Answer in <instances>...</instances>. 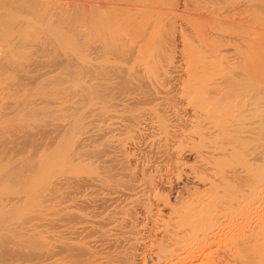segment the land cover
<instances>
[{
    "label": "bare ground",
    "instance_id": "6f19581e",
    "mask_svg": "<svg viewBox=\"0 0 264 264\" xmlns=\"http://www.w3.org/2000/svg\"><path fill=\"white\" fill-rule=\"evenodd\" d=\"M28 1L0 0V68L9 70L11 63L18 64V57L25 55L20 52L47 50L52 46L51 34L58 35L53 38L56 43L62 39L53 41L52 48L71 43L66 46L67 51L73 49L71 54L82 49H78L82 41L84 48L88 43L84 94L90 105L85 118L91 128L82 134L87 136L83 141L78 137L82 146L76 153L107 160L103 163L111 164V175L106 166L103 170L108 173H102L117 178V184L99 178L102 174L88 184L67 182L64 188L94 192L117 185L119 189L116 197L89 203L94 212L107 215L90 214L91 244L83 253L80 249L77 255L64 245L67 249L43 256V264H264V0H90L89 8L87 0L78 1L88 15L83 14V6L77 9V2L72 11L74 4L65 0L62 4L46 0L42 5ZM19 4L20 10H38L39 14L34 12L39 21L35 24L33 11L27 15L25 8L30 19L13 12ZM64 8L72 11V18L73 12L83 14L86 20H80L86 24L76 21L86 25L85 33V27L79 26L84 35L73 22L80 15L72 21ZM20 18L37 27L39 31L29 27L34 34L38 31L36 39L50 33L48 42L40 36L41 43L35 39L33 44L34 34ZM13 20L20 21L23 29L20 26L17 32ZM60 21L69 25L62 27ZM50 22L53 29L62 26L56 32ZM54 22L59 24L56 28ZM71 33L87 38L78 43L80 38L72 36L71 40L79 41H67ZM10 73L0 74V80L6 75L0 81L4 105L0 111L7 109V113L13 105V97H8L15 91ZM6 97L11 102L4 101ZM50 138L45 136V142L58 140ZM60 159L42 163L43 178L74 163L66 165L67 160ZM178 183L183 184L175 188ZM111 225L118 227L117 234Z\"/></svg>",
    "mask_w": 264,
    "mask_h": 264
},
{
    "label": "rangeland",
    "instance_id": "374dc122",
    "mask_svg": "<svg viewBox=\"0 0 264 264\" xmlns=\"http://www.w3.org/2000/svg\"><path fill=\"white\" fill-rule=\"evenodd\" d=\"M19 1H24V0H19ZM25 1L27 2L28 0H25ZM32 1H36V0H32ZM39 1L41 2V5H42V3H44L42 1H46V0H38V1H36V4L37 3L39 4L40 3ZM52 1H53V3H56V1H57V3H60L59 1H61V4H62V1H64V0H51L50 2L52 3ZM65 1H66V4H67V1L69 3L71 2L72 5L74 4V6L70 9V10L74 11V9H75L74 7H76L77 3L79 5L84 0H75V3H73L70 0H65ZM78 1H80V2L82 1V2L80 3ZM89 1L90 0H87V2H86L87 8H89L88 7ZM63 4H65V2ZM18 6L19 7L17 9H15L16 11H13V12L18 13L19 17L21 14L23 16V18L30 19L31 16L33 15L32 19L36 20L35 24L37 21H39V20H37L38 17H39V19L41 18L40 15L36 16V13L38 10L37 11L34 10V11H36V13L32 10L33 11V13H32V11L29 10V8L24 7L26 10L25 12H27V10H29L28 11L29 13L27 12V15L32 13L31 16H25L26 14L23 11L24 8H22L20 10V8H21L20 4ZM32 6H33V4H32ZM82 6L83 5L77 6V9H79L78 7L81 8ZM83 7L85 8V5ZM87 8L84 9L86 11H84L81 8L83 10V14H84V12L86 14L89 13ZM81 9H80V12H81ZM19 10L21 11V13H19L20 12ZM63 10L65 11V8ZM68 10H66V11H68ZM70 10L67 13L70 14L72 12ZM66 11H65V13H66ZM62 12L63 11H61V13ZM39 13H37V14H39ZM74 13H76L74 15V18L76 16L78 17L80 15L75 20H74V18H72L73 15L71 17L72 13L70 15L66 14L67 18L69 16L72 19V21L74 20L73 21L74 24L76 23V25L72 24L71 19H70V24H72L73 28H74V26L78 25L77 24L78 22L76 20H80V18H83V17H81V16H83V14L79 13V15H77V11L73 12V14ZM84 16H86V15H84ZM86 18H87V16H86ZM16 19H19V18L17 17L14 20L16 21ZM83 19L86 20L85 17ZM20 20H21V18H20ZM34 20H31V21L34 23ZM15 21L12 23V25L13 26L17 25V28L15 27L16 31L20 29V26L22 25V23H23V25H25L24 23H27L26 25L28 26L29 30H30V28H31V30L34 28H35V30L37 29L36 26L32 27L30 24L28 25L27 21L21 20L22 23H20V21L17 20V21H19L17 24L15 23ZM64 22L65 21H62L61 23H59V24L63 25V26L60 25L59 26L60 28H61V26L64 27L66 25L67 26L69 25L68 22H66V23H64ZM82 22H83V20H82ZM83 23H82V25L85 27L86 25H84V24H86V23H84V24ZM53 24H54V28H56L57 27L56 25L58 23H56V25H55V22H54ZM49 25L51 26V22ZM82 25L79 24L77 27H79V26L83 27ZM21 27H22L21 29H23V26H21ZM59 27H57V28H59ZM77 27H75V28H77ZM81 27L77 28L76 30L80 29L79 32H81L82 31ZM50 28H52V26ZM57 28L56 29L52 28V29L54 31H56V30H58ZM85 29H86V27L83 28L84 33L86 32ZM35 30H33V31H35ZM38 31H35V34H36V32L38 33ZM73 32H76V31L73 30ZM31 33H32V31H31ZM72 33L70 34L71 38H69L67 41H70L72 39V36L75 38V36L79 37L78 35L82 34V32L79 33L78 35H72ZM84 33L82 35H84ZM32 34H34V33H32ZM35 34L32 36L35 37L36 36ZM48 34L50 35V33H48ZM76 34H77V32H76ZM39 35L37 34V37ZM45 35H47V34H45ZM49 35H48V37L47 36L44 37V35L42 33V35H40V36H43V37H41V39H45V40L47 39L46 41L48 42ZM51 35H50V38L52 37V39L49 38L50 39L49 41L52 40V43L51 44H50V42H48V43H49V45H52V46H49V47L47 46L46 47V48H48L47 50L41 49V50H39V52L36 51V53H32V54H30L31 52L30 53L29 52H20L21 57H22V53H24L25 55L23 54L24 55L23 59L18 57V59L20 60V61L18 60L19 61L18 64H16V65L13 63L10 64L11 66L14 65L13 66L14 68L10 67V65L8 66L10 71L7 69L1 70V68H0V70L2 71V72L0 71V74H2V76H4V74L12 72V73H10V75H12L11 77L13 80L11 79V77H10V79L12 81V84H13L14 90H15L13 93L14 95L8 97V98L13 97V98H11L12 99L11 104H13L14 106L12 105L11 108H8V113H7V109H4L5 112L0 111V114H1L0 115V120H1L0 121V142H1L0 143L1 144L0 145V264H43V262H42L43 256H45L47 254L49 255L50 252L55 251V253H56V251H59V250L63 251V249H67V248H74V251L72 249L71 250L75 253L80 251V249H82L80 251V253H83L84 250H86L87 245L89 243L91 244V242H90L91 237L89 236V234H91V233H89L90 232L89 229H91L90 227H92V226H88V224L90 225V223H89V221H90L89 219L91 218L90 214L99 215L100 212L102 211L101 210L99 212L98 210L95 209V212L98 211L97 212L98 214L95 213L94 209L91 208L93 206V204L89 205V203L90 202L92 203V200H94L95 198H97V199H99V198L100 199H109V198L116 197L114 195H116L118 193L117 191L119 190V189H117L118 188L117 185H115L116 188L113 185H110L111 184L110 182L114 178L111 179L112 178L110 176L111 175V173H110L111 164H109V165L106 164L108 162L107 160L103 161L102 159H100L101 161L100 160L95 161L96 159L93 158L94 160H92L89 158L90 155L85 156L86 154L84 153V154H82L83 157L81 156V154L79 157V154L76 153L78 150H80L78 148H80L82 146L81 145L79 147V144H81L83 141L81 138L83 137V139H84L87 137L86 134H85V136L84 135L82 136V134H84L86 131H89L91 128L90 124L88 123V119L85 118V115L87 117V112L89 113L88 110H90V105L89 106L87 105V104H89L86 102L87 95L84 94V93H86L85 90L88 87V75H87L88 72L86 70L87 65L85 64V62L88 61L87 59L85 61V57L88 55L87 54L88 43L86 44V48H84L83 46H85V41H82L83 36H82V38L79 37L80 41H79V38H77L79 41V42L77 41L78 43H80L82 41L80 44L81 47H79L80 46L79 45L78 49L84 48V51H81L82 49H80L79 51H81V52H79V51L76 52V53H78L76 55V53H75L76 49H75L74 53L71 54V51L73 49L68 48V51H67L66 46H68V45L64 46V44L60 45L61 48L59 47V44L56 45L58 47L56 48V50H54L56 46L54 45V48H52L53 47V41L56 43L55 40L58 39V35L56 34L57 35L56 37L54 34H53L54 36H51ZM38 38L37 39H36V37L32 38L31 42H33V39H34L33 44H35L36 40H37V42H36L37 44L41 43V41H39L40 38L39 39ZM85 38H87V37L85 36L83 38V40H85ZM77 39H75V40H77ZM59 40L62 41L61 37H59ZM59 40H57V41L60 42ZM75 40L74 41L71 40V42H75ZM42 42H45V41L42 40ZM67 43L68 42H66V44ZM83 43H84V45H82ZM70 44L68 47H70ZM64 48H65V50L63 52L62 50ZM69 50H70V52H69ZM85 51H86V53H85ZM41 52H42V54H41ZM27 53L30 54L31 56L28 55ZM18 54H17V56H18ZM71 55H73V56H71ZM82 55H83V57H81ZM35 56H36V58H35ZM41 56H43V57H41ZM78 59L80 61H78ZM15 61L17 63V60H14L13 62L15 63ZM35 61L38 63H36ZM81 63L84 65H82ZM36 64H38L39 66ZM85 65H86V67H85ZM23 67H24V69H23ZM15 68H16L17 72H15ZM26 68H28V69H26ZM11 70H13L14 72ZM30 70H32V71H30ZM5 71H9V72H5ZM26 72L27 73L29 72L31 75L27 74ZM36 72H38V73H36ZM22 75H25V76H22ZM21 76L24 79H22ZM32 77H34V78H32ZM3 78L6 79V75ZM3 78H1L0 81H2ZM37 80H38V82H37ZM7 81L9 82L8 78H7ZM19 81H20V83H19ZM14 82L18 83V85L20 84L19 86H22V87H20V89H19V86H17L16 83L14 84ZM34 82H36V83H34ZM76 84H78V85H76ZM15 85L17 87H15ZM47 86H49V87H47ZM34 87H35V89H34ZM25 88H28V89H25ZM82 90H83V92H82ZM26 91H29V93H27ZM77 91H78V93H77ZM18 93L20 95L23 94L21 96V98H20V95ZM56 94L57 95L59 94V95L57 96ZM24 95H26V97ZM54 95L57 96L58 98H56ZM62 96H63V98H62ZM17 97H19V98H17ZM29 97H31V98H29ZM46 97H47V99H45ZM83 97H84V99H83ZM8 98L7 97H6V99L4 98L5 99L4 101L9 100L8 102H11V100ZM22 98H24V99H22ZM50 99H52V100H50ZM19 100H21L22 102ZM57 100H60V101H57ZM74 100H76V101H74ZM84 100H85V102H84ZM4 101H2V102L6 103ZM61 101H62V103H60ZM65 101H66V103H65ZM47 104H49V105H47ZM0 105H1V103H0ZM5 105H7V104H5ZM61 105H63V106H61ZM3 106L1 105V107H3ZM16 106H18V107H16ZM1 107H0V110H1ZM52 108H54V109H52ZM10 112L12 113L11 115H9ZM4 113H6L8 117L5 116L6 114L4 115ZM3 115L5 118L1 117ZM9 118H10V120H7ZM4 119H6V121ZM76 123H77V125H76ZM83 123H84V125H83ZM71 124H72L73 128H72ZM82 125H83V127H82ZM76 126L78 129L76 128ZM50 134H51V136H50ZM59 134H61V135H59ZM68 134H69V136H68ZM45 136L46 137L48 136L49 138L52 137L53 139H58V140H52V141L49 140L50 141L49 143L52 145V147H51V145L49 143L45 142ZM61 136L63 139L60 138ZM64 136H66V137H64ZM54 137H56V138H54ZM78 137H80V139L82 140L81 142H79V144L77 142L78 140L80 141V139ZM43 138H44V141H43ZM74 138L76 140H74ZM55 141H57V142H55ZM58 141H60V142H58ZM68 142L69 143L71 142V144H69ZM104 142H106V141H104ZM56 143H58V144H56ZM60 143H62V144H60ZM46 144L47 145L49 144V146H46ZM66 145H68V146H66ZM102 145H103V143H102ZM100 149H101V147H100ZM103 149H106V147L102 148V150ZM81 152H83V151H81ZM81 152L79 151L78 153H81ZM46 155H49V156L45 157ZM77 155H78V157H76ZM56 156H57V158L60 157L62 159V161L66 162V160H67V163L61 162V163H65L66 165L71 163V161L74 163L76 161V163L75 164L71 163L68 166L62 165V168L60 167V170L62 169L61 171L57 170L56 172L55 171L51 172L50 174L54 173V174H52V176L49 175L47 178H43L45 175L44 174H43L44 176L42 175V173H43V166L42 165L44 164L45 161H47L48 164H53V163L55 164L56 163L55 161L60 159V158L57 159ZM70 156H71V158H70ZM43 157H45L47 159L44 161V160H42ZM49 159L51 160V163H49L50 162ZM108 160H110V159L108 158ZM52 161H54V162L52 163ZM105 161H106V163H103ZM39 162H41V164ZM59 162L60 161H57L58 164H59ZM99 162H100V164H99ZM109 162L111 163V160ZM61 163H60V165H61ZM3 165H5V166H3ZM74 166H75V168H73ZM105 166L107 167V169L109 168L108 170H109L110 175L105 174L108 176H105L102 173V172L108 173L107 172L108 170L106 168H105L106 170H103ZM63 167H65V168L67 167V169L65 170V169H63ZM100 175H102V176H100ZM103 176L105 178L107 177L111 180L109 182L110 186H107L106 188H104L105 189L104 191H103L102 186H101L102 189L99 188V190H96L94 192L92 190L90 191L87 189H78V191H76V189L72 190V191L71 190L66 191V189L64 188L65 183L67 184V182L68 183L73 182L74 184L80 183L83 185L84 182H85L84 184H86V183L88 184V182L90 183L89 180H92V179L96 180V179H99ZM109 179H107V180H109ZM116 179H114L113 181H115ZM42 181H44L45 183ZM113 181H112V183H116L117 180L115 182H113ZM181 184H183V183H178L175 188H179L181 186ZM5 186H7V187H5ZM103 187H105V186H103ZM114 192L115 193L117 192V193L115 194ZM101 194H104V195H101ZM173 194H176V193H173ZM175 196L173 195L172 199ZM91 210H93V211H91ZM103 214H105V213L102 212V214H100V216H102ZM105 215H107V213ZM105 215H103V216H105ZM85 217L88 219H86ZM101 219L102 218H100L98 220L102 221ZM109 228H111V227H109ZM112 228H114V230H115V233L113 230V234H117L119 232V230L117 232L118 227H117V229H115L116 225L112 226ZM79 229H81L82 231ZM85 230H86V232H85ZM50 231H52V233ZM79 231H81V234ZM87 231H89V232H87ZM83 232L86 236H89L90 238L86 237L83 234ZM86 233H88V235ZM50 234H53V235H50ZM83 237H85V238H83ZM73 241H75V242H73ZM72 243H74V244H72ZM64 245H66L67 248H65ZM72 245L73 246L75 245V247H73ZM213 249H216V246L213 247ZM75 253H70V255L71 254L73 255ZM80 253H78V254L76 253V254L79 255Z\"/></svg>",
    "mask_w": 264,
    "mask_h": 264
}]
</instances>
